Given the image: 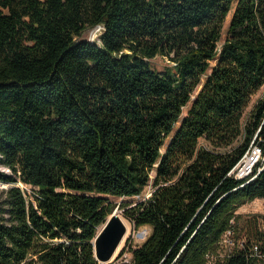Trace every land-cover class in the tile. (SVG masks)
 <instances>
[{"label": "trees", "instance_id": "16d2710c", "mask_svg": "<svg viewBox=\"0 0 264 264\" xmlns=\"http://www.w3.org/2000/svg\"><path fill=\"white\" fill-rule=\"evenodd\" d=\"M234 2L0 0V264H106L93 240L108 197L151 183L120 207L151 227L127 264H205L264 199V162L232 173L264 151V0ZM99 24V42L80 39ZM158 55L173 66L152 68ZM263 263L258 226L216 264Z\"/></svg>", "mask_w": 264, "mask_h": 264}, {"label": "rangeland", "instance_id": "374dc122", "mask_svg": "<svg viewBox=\"0 0 264 264\" xmlns=\"http://www.w3.org/2000/svg\"><path fill=\"white\" fill-rule=\"evenodd\" d=\"M236 2L237 0H235L234 4H236ZM232 13L233 10L230 12V14L226 19V22L224 23L222 42L225 40L227 36V30L230 24ZM103 30H104L103 24H99L95 27L89 28L86 31H84L80 39L99 42L100 35L102 34ZM148 62L152 68L162 72L169 70L173 66L167 57H163L160 55L148 60ZM1 167L2 165H0V168ZM154 175H155V171H153V177ZM5 188H6L5 185H0V190H6ZM23 188L26 196L31 197L33 194L32 187L25 184ZM152 191H153V187L151 183L143 190L141 195L131 196V197L109 196L108 198L111 202L117 205L116 209H118L120 213H122L123 216H125L124 214L125 209L120 208L121 206L123 205L133 206L138 202L151 196ZM2 196L3 194H1V197ZM237 214H238V218L234 217L231 221V225L233 227V232H234V239L237 241L236 243L237 246L236 247L234 246L235 250H237L238 247L241 246L242 242L247 241L249 236L255 234L258 226H260L261 229L264 231V220L261 217L258 218L257 220V217H255L256 215H264V199H255L247 202L246 204H244L239 208ZM255 220H257L258 222V226ZM132 225H133L132 231L127 236L123 248L120 250V252L115 258H113L106 264L130 263L133 259L132 250L141 246L147 240V238L151 233V227L143 226L139 229H136L133 222ZM102 226L98 228V231L102 228ZM229 251H230L229 248L224 246L222 247L219 245L218 249L211 251L209 254H207L205 264H216L219 261H224Z\"/></svg>", "mask_w": 264, "mask_h": 264}, {"label": "water", "instance_id": "95a60500", "mask_svg": "<svg viewBox=\"0 0 264 264\" xmlns=\"http://www.w3.org/2000/svg\"><path fill=\"white\" fill-rule=\"evenodd\" d=\"M116 210L108 217L93 240L96 258L101 263H108L112 260L126 233V226L116 213Z\"/></svg>", "mask_w": 264, "mask_h": 264}, {"label": "built area", "instance_id": "2783aa9c", "mask_svg": "<svg viewBox=\"0 0 264 264\" xmlns=\"http://www.w3.org/2000/svg\"><path fill=\"white\" fill-rule=\"evenodd\" d=\"M260 162H264V151L262 150V148L259 145H254L252 147V149L250 150V152H248L244 156L242 161L234 168L232 173H235V175L239 178L248 176L253 172V169ZM0 169L2 171H5V172H11L10 168H8V167H1ZM0 185H5L7 188L11 184L0 183ZM12 185L19 186L23 190H24L23 186H25V184L22 183L21 181L15 183V184H12ZM236 243H237V241L234 239L233 227L231 225L227 229V231L223 234L222 239L220 241V246H222V247L224 246V247H227L230 249L226 258L236 252V250H235V247L237 246ZM243 245H244V242H242L241 246H239L238 249L242 248ZM254 253H255V255L259 256L260 250H259V246L257 244H254Z\"/></svg>", "mask_w": 264, "mask_h": 264}, {"label": "bare ground", "instance_id": "6f19581e", "mask_svg": "<svg viewBox=\"0 0 264 264\" xmlns=\"http://www.w3.org/2000/svg\"><path fill=\"white\" fill-rule=\"evenodd\" d=\"M116 213L118 214V216L120 217V219L122 220V222L125 224V226H126V233H125V236L123 237L122 241L120 242V244H119V246H118V248L116 250V253L114 254V257L113 258H115L117 256V254L120 252V250L123 248L124 243L126 241V238L129 235V233L132 231V228H133L132 222L128 218H126L125 216H123V214L120 213V211L118 209L116 210Z\"/></svg>", "mask_w": 264, "mask_h": 264}]
</instances>
